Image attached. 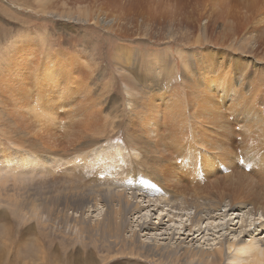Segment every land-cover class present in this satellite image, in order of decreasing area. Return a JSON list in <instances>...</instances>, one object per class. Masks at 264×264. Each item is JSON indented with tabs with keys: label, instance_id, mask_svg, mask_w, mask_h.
<instances>
[{
	"label": "rangeland",
	"instance_id": "374dc122",
	"mask_svg": "<svg viewBox=\"0 0 264 264\" xmlns=\"http://www.w3.org/2000/svg\"><path fill=\"white\" fill-rule=\"evenodd\" d=\"M263 104L264 0H0V264H153L100 237L113 144L181 197L264 212Z\"/></svg>",
	"mask_w": 264,
	"mask_h": 264
},
{
	"label": "bare ground",
	"instance_id": "6f19581e",
	"mask_svg": "<svg viewBox=\"0 0 264 264\" xmlns=\"http://www.w3.org/2000/svg\"><path fill=\"white\" fill-rule=\"evenodd\" d=\"M234 72L237 73L239 70L235 69ZM193 76L189 79H194L196 75ZM201 80L205 82V77H197V81ZM195 81L196 79L193 84L200 86ZM129 104L131 106V103ZM37 108L38 106H34V111ZM199 123L203 124L201 120ZM142 137V135L139 136L137 140L132 138V141H140L139 138L142 139ZM178 138L177 136L176 139ZM93 142L96 143V140L90 144ZM97 151L100 152L97 156L105 157L103 149ZM125 151L126 148L123 145L113 144L108 150L110 155L108 159L99 164L106 169L101 173H106L111 182L110 185L106 184L108 194L104 192L107 196L109 195L108 209L103 217L104 225L102 229L99 228L102 230L100 237L112 240L110 241L112 244H121L123 250L115 249L118 254H133L153 264H264V212L259 214L254 210V208L257 209L255 206L244 203L229 204L211 195L195 197L191 200L181 197L178 192L171 191L162 183H155L154 178L158 179L159 172L152 166L143 171L128 170L129 168L124 165L125 162H122ZM133 154L143 155V161L148 164V159L146 160L148 152L144 151L141 154V151L133 146L128 155L133 157ZM143 199L148 202V205L141 204ZM256 204L258 209L262 208L261 203ZM145 208L151 209L153 214L142 217L137 223V228L131 229L130 236H127L128 216H135ZM205 220L208 222L206 227H204ZM167 223H170L168 227H166ZM162 227H165L163 229L167 231L165 243L161 244L156 239L151 241L142 239L146 234L159 231ZM206 228L217 230L218 236L214 240L207 239ZM79 232L83 235L86 233V228L82 227ZM196 242L200 244L196 245ZM101 257H103L102 264L115 258ZM118 257L120 256L116 258ZM67 260L66 257L60 256L54 260L53 264H68L70 260Z\"/></svg>",
	"mask_w": 264,
	"mask_h": 264
}]
</instances>
